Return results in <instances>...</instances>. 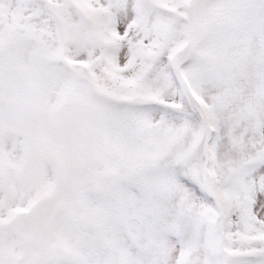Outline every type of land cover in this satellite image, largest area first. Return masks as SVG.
I'll use <instances>...</instances> for the list:
<instances>
[{
    "label": "snow or ice",
    "instance_id": "snow-or-ice-1",
    "mask_svg": "<svg viewBox=\"0 0 264 264\" xmlns=\"http://www.w3.org/2000/svg\"><path fill=\"white\" fill-rule=\"evenodd\" d=\"M0 264H264V0H0Z\"/></svg>",
    "mask_w": 264,
    "mask_h": 264
}]
</instances>
